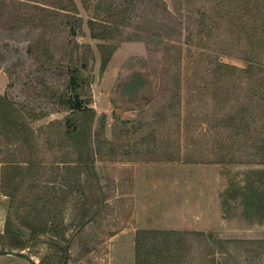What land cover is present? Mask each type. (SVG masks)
<instances>
[{"label":"rangeland","instance_id":"rangeland-1","mask_svg":"<svg viewBox=\"0 0 264 264\" xmlns=\"http://www.w3.org/2000/svg\"><path fill=\"white\" fill-rule=\"evenodd\" d=\"M73 1L75 12L58 9L61 0H0V95L22 109L25 116L37 115L29 121L46 164L43 178L50 193L56 192L55 200L64 189L60 183L63 167L71 159L59 134L66 113L59 101L66 90L65 67L70 59L82 54L85 46L93 50L91 80L82 97L95 110L94 126L104 116V138L109 143L102 145L96 157L97 184L84 188L83 193L90 199L76 197L86 203V213L92 220L81 226L83 211L71 200L56 206L63 210L65 239L61 243L68 242L69 264H134V233L140 228L201 230L222 239L242 240L230 246L240 264H264V163L254 162L251 156L256 150L254 144H264L259 106L256 103L258 110L249 112V127L245 129L250 128V133L233 136L232 130L215 125L239 106L236 102L224 103L219 86H204L202 82L199 85L203 90H192L190 65L181 70L183 82L173 83L177 44L187 39L190 51H196V18L202 11H210L214 3H138L128 18L129 24L121 26L120 33L108 41L115 49L101 72L96 49L101 41L90 37L86 21L93 17L110 19V5L122 7L124 1ZM76 17L82 18L81 27L76 35H70L69 27L79 22ZM219 33L222 37L216 40L227 41L225 29ZM211 50L221 52L219 58L224 62L244 66L236 57L241 54L237 49L223 44L220 50ZM235 93L248 97L247 83ZM224 139L229 145L233 139L238 144L220 149ZM12 149L6 147L1 156L8 159ZM225 152L235 156V161H212ZM178 155L199 162L168 160ZM201 158L208 159L202 162ZM243 185L248 202L260 200L258 215L251 212L245 216L241 198L228 195V191ZM250 185L257 193L253 194V188L248 190ZM35 190L37 187L32 188ZM7 200L0 192V232L8 211ZM23 234L28 239V232ZM194 250L200 254L197 252L201 246ZM56 255L42 235L23 250L5 248L0 252V264H50ZM210 257L216 260L204 264H231L221 261L223 256L217 252Z\"/></svg>","mask_w":264,"mask_h":264},{"label":"trees","instance_id":"trees-1","mask_svg":"<svg viewBox=\"0 0 264 264\" xmlns=\"http://www.w3.org/2000/svg\"><path fill=\"white\" fill-rule=\"evenodd\" d=\"M123 1L122 7L118 6L119 8L110 5V10H107L111 16L110 19L102 20L93 17L86 21L90 37L101 41L96 44L100 55L101 72L105 70L115 49V45L108 41L113 39L118 32L120 33L121 26L129 24L128 18L136 10L137 4L145 3L143 0ZM210 1L214 3L212 9L202 11L201 15L196 18L195 35H199L196 46L194 45L196 51H190L191 46L186 45L187 39L183 42L179 41L176 46L178 53L174 63L176 71L173 83L180 85L183 82L181 70L185 65H190L192 90H203L199 85L202 82L204 86L209 84L219 86L218 89H221L220 95L224 103L236 102L239 105L215 125H222L224 130L226 128L232 130L233 136L241 133L246 135L251 131L250 128L247 129L249 127L248 115L250 111L257 109L255 108L256 103L259 106V110L257 109L259 116L263 120L261 126L264 125V7L262 0ZM61 2L62 5L58 3L56 6L58 9L77 11L73 0H61ZM76 21L79 22L69 27L70 35H76L77 29L81 27L82 18L76 17ZM221 28L225 29L228 36L227 41L224 38L220 41L216 40L222 37L219 33ZM223 44L229 49H237L241 52L240 56L236 57L243 62L244 66L224 62L219 58L220 51L217 53L211 50V48L220 50ZM29 50L31 52V46ZM183 50L187 54H184ZM222 54H226L225 51ZM47 56L50 60L52 59L48 53ZM75 58L70 59V64L65 67L66 90L59 100L66 108L63 121L60 122L61 132L59 134L62 133L71 159L63 167L65 173L60 183L61 186L64 185V189L60 190L61 195L58 200H55L56 192L50 193L52 190L46 184L47 180L43 178L46 164L40 155L42 149L30 123L36 119L37 115L25 116L22 109L8 100L5 95H0V192L8 199V211L3 231L0 232V252H4L5 248L23 250L29 242H36L40 236L45 235L50 247L57 252L50 264H69L68 242L61 243V239H65L63 210H57L56 206L66 204L71 200L75 207L80 205L83 211L82 218H79L81 226L92 220L91 214L86 213L88 211L85 208L86 203L80 202L76 197L83 196L86 200L90 199V195L83 193L84 188L91 189L97 184L96 157L100 154L102 145H108L109 142L104 138V116L100 117L99 123L96 124L98 126H94L95 110L82 97L85 87L90 84L91 80L89 72L90 63L94 61L93 50L87 45L82 54L76 55ZM244 82L247 83L249 90L246 98L235 93L236 89H243ZM255 96L256 100H253ZM178 104L181 105L180 100ZM177 115L181 118V112ZM241 122L246 123L241 124ZM234 144H238L235 139L231 140V145ZM231 145L227 144L224 139L220 142V149L222 147L231 148ZM253 146L256 150L251 153L252 159L254 162L264 163V153L259 154L261 151L264 152V144L260 142L259 145L254 144ZM6 147L11 149L13 147L12 152H8L10 154L8 159L5 155L1 156ZM228 155V152L221 153L212 161H235V156L229 155L228 157ZM174 158L168 160L199 162L191 157L183 159L181 155ZM201 159L204 160L202 162H206L208 158ZM35 187L37 190L32 191ZM251 188H253V194L257 193L253 185H250L248 190ZM244 190L245 185L233 192L228 191V195L233 199L241 198L245 207V216L251 212L258 215L259 210L262 209L259 206L260 200L248 202ZM251 196H253L252 193L249 197ZM23 231L28 232V239H25ZM240 241L242 242L237 239L218 238L213 232L201 230L140 228L134 233V264H204L209 263L210 260H216L210 257L216 252L223 256L221 261L240 264L238 254L230 248L232 244ZM252 242L254 241L249 240V243ZM199 245L201 251L198 250L197 253H201L196 255L194 247ZM208 245L212 246L209 250ZM217 261L219 263L218 259Z\"/></svg>","mask_w":264,"mask_h":264}]
</instances>
